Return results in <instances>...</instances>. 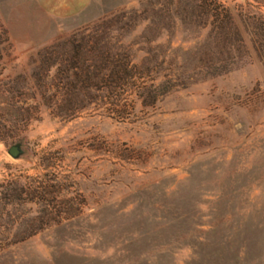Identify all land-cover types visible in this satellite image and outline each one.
Returning a JSON list of instances; mask_svg holds the SVG:
<instances>
[{
  "label": "rangeland",
  "instance_id": "1",
  "mask_svg": "<svg viewBox=\"0 0 264 264\" xmlns=\"http://www.w3.org/2000/svg\"><path fill=\"white\" fill-rule=\"evenodd\" d=\"M66 1L0 0V264H264L251 41L216 74L213 0ZM89 35L117 62L73 60Z\"/></svg>",
  "mask_w": 264,
  "mask_h": 264
},
{
  "label": "trees",
  "instance_id": "2",
  "mask_svg": "<svg viewBox=\"0 0 264 264\" xmlns=\"http://www.w3.org/2000/svg\"><path fill=\"white\" fill-rule=\"evenodd\" d=\"M213 1L216 8L210 11L203 8L200 11L201 15L199 14V17H197L202 22L207 16L210 19V23L208 24L211 25L210 34L213 41L211 43L212 48L209 50L210 52L208 51L205 55L209 69L213 70L212 72H217L216 74L230 70V62H233V60L238 59L240 56H245L247 52L245 39L251 41L252 47L264 61V13L260 11L248 14L239 13L236 16L230 8L219 3L217 0ZM256 2L264 6V0H256ZM250 5L253 6L251 3ZM237 17H239V20H237ZM204 26L206 27L207 24ZM108 38L105 35H89L84 38L83 42L74 40L72 44L76 51L73 60L77 62L83 60L80 58V55L83 53V47L86 46L88 47L87 51L89 54H95L94 56L98 58L95 59L101 60L100 62H105L106 64L117 62L116 58L120 54L107 50V43L105 44V42ZM85 66L81 70L88 72L90 75L92 73V66L90 64Z\"/></svg>",
  "mask_w": 264,
  "mask_h": 264
},
{
  "label": "water",
  "instance_id": "3",
  "mask_svg": "<svg viewBox=\"0 0 264 264\" xmlns=\"http://www.w3.org/2000/svg\"><path fill=\"white\" fill-rule=\"evenodd\" d=\"M8 153L15 159L23 157L26 153L23 142H18L8 149Z\"/></svg>",
  "mask_w": 264,
  "mask_h": 264
},
{
  "label": "crops",
  "instance_id": "4",
  "mask_svg": "<svg viewBox=\"0 0 264 264\" xmlns=\"http://www.w3.org/2000/svg\"><path fill=\"white\" fill-rule=\"evenodd\" d=\"M88 4H89L88 0H67L65 2V5L72 7H80Z\"/></svg>",
  "mask_w": 264,
  "mask_h": 264
}]
</instances>
